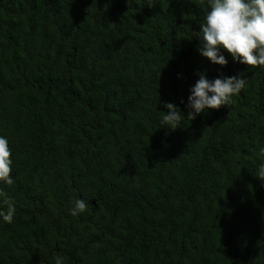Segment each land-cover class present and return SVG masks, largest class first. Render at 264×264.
Listing matches in <instances>:
<instances>
[{
	"label": "trees",
	"instance_id": "obj_1",
	"mask_svg": "<svg viewBox=\"0 0 264 264\" xmlns=\"http://www.w3.org/2000/svg\"><path fill=\"white\" fill-rule=\"evenodd\" d=\"M208 0H0V264H264V68L198 48ZM241 75L187 118L190 89ZM174 103L183 117L161 125ZM77 198L87 211L70 214ZM0 210L6 205L0 198Z\"/></svg>",
	"mask_w": 264,
	"mask_h": 264
},
{
	"label": "clouds",
	"instance_id": "obj_2",
	"mask_svg": "<svg viewBox=\"0 0 264 264\" xmlns=\"http://www.w3.org/2000/svg\"><path fill=\"white\" fill-rule=\"evenodd\" d=\"M154 3L155 0H148ZM210 11L200 24L197 36L201 39L198 52L212 63L227 65L222 54L226 50L234 61L250 67L264 68V0H208ZM199 79L190 89L187 118L194 120L207 109H219L230 105L232 97L238 95L246 86V79L241 75L225 76L209 80L204 73H198ZM168 112L163 115L161 125L175 130L181 125L183 117L174 103H166ZM12 149L6 136L0 135V182L12 186L15 180L13 171ZM264 181V163L256 175ZM0 198L6 205V211L0 210L4 222L12 223L16 208L8 194L0 189ZM84 199L77 198L70 214L76 216L87 211ZM55 264H64V258L55 257Z\"/></svg>",
	"mask_w": 264,
	"mask_h": 264
}]
</instances>
